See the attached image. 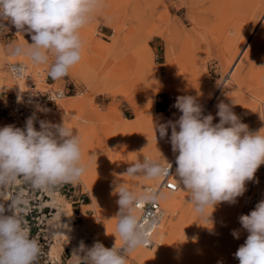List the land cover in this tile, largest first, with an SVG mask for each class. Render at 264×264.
I'll return each instance as SVG.
<instances>
[{"label": "rangeland", "instance_id": "rangeland-1", "mask_svg": "<svg viewBox=\"0 0 264 264\" xmlns=\"http://www.w3.org/2000/svg\"><path fill=\"white\" fill-rule=\"evenodd\" d=\"M162 4L163 8L158 13L157 0H102V8L81 29L83 51L80 62L69 70L67 76L57 79L48 74V65L35 64L27 55L10 54L11 49L17 46L27 48L28 43H32L31 35L19 33L8 21H3L4 24H0V110L9 104L12 91L28 87L30 83L38 88H44L45 81L57 88L75 84L77 92L62 98L56 115L55 112L48 113L54 116L51 123L60 124L66 116L65 123L79 134L81 147H86L92 153L102 147L113 149L117 145L127 146L134 142L131 129L141 130L145 124L141 120V109L161 117L162 122L156 125L179 119L181 113L174 107L177 97L172 92L160 91L159 87L163 83H158L159 79L163 80L167 76V61L171 59L173 72L176 75L187 74L190 78L186 87H182L185 85L181 79L175 83L182 91L185 90L182 96L196 97L201 105L210 102L205 115L212 114L213 123L219 122L215 112L217 104L221 101L231 104L233 101L236 104L233 111L241 122L249 126L250 131L264 128V117L261 118L264 115L258 108L259 103L254 107V100L247 93L251 86L250 79L259 76L252 74L249 69L250 62L254 61L257 54L255 36L261 28L264 29V0H257L245 18H241L243 15L239 18L230 17L225 31L213 32L212 25L202 23L199 27L205 37L201 33L199 39L194 37L192 14L187 15L184 9L175 10L181 6V0H163ZM200 15L213 19L212 15L202 10ZM245 33H249L246 41L232 59L233 50H230ZM185 34L188 40L182 37ZM198 41L204 43V48H198ZM14 62L26 64V72L31 75L30 79H20L18 86L8 69L9 64ZM234 75L241 83V92L238 89L236 92V88L226 82ZM219 87L223 88L225 95L215 96ZM77 96L84 98L82 106L64 105L63 101L67 97ZM93 113L98 116H93ZM2 116H5L1 119L4 126L23 128L5 114ZM122 125H126L125 131L120 129ZM170 135L171 128H168L166 137ZM174 154L167 156L163 163ZM255 175L253 181L246 183V195L243 194L240 202L243 207L247 201L245 207L249 208L246 214L264 200V164ZM157 179H137L134 187L141 190L142 186ZM71 183L75 190L71 197L47 188L26 193L20 186L16 187L17 192L12 198L8 196L9 201L19 199V207L23 209L21 214L30 236L38 243H46L44 248L49 254L45 258L48 260L46 264H73L71 256L81 242L89 248L96 241L107 248L120 243L121 238H118L117 243L109 239L99 215L102 207L113 203L116 192L102 193L101 199L96 201L82 177ZM11 187L12 184L6 186L5 191H11ZM170 194L179 200V205L177 208H167L161 226L163 236L158 240L154 237L155 246L140 247L130 253L127 264H239L234 254L248 235L240 223L211 206L206 211V215L211 214L209 221L201 217L189 203L190 193L182 187ZM118 211L119 208L115 215ZM234 230L240 232L238 239L232 235Z\"/></svg>", "mask_w": 264, "mask_h": 264}, {"label": "clouds", "instance_id": "clouds-1", "mask_svg": "<svg viewBox=\"0 0 264 264\" xmlns=\"http://www.w3.org/2000/svg\"><path fill=\"white\" fill-rule=\"evenodd\" d=\"M101 8L102 0H0V24L8 21L17 32L31 35L32 43L27 48L11 49V55H27L35 64L48 65V74L57 79L67 76L80 62L81 29ZM234 105L233 101L219 102V122L213 123L214 116L204 114L196 97L178 96L174 107L181 113L179 119L155 126V136L158 131L161 138L171 128L169 140L176 153L174 174L190 193L194 211L208 221V207L236 203L246 191V183L254 180L264 164V128L250 131L233 111ZM65 120L66 116L60 124L40 120L37 130L35 116H30L24 128H0V186L11 185L19 176L35 187L77 182L83 176L86 168L81 139ZM171 168L169 162L165 167L145 158L131 164L124 175L155 179L167 175ZM116 195V231L122 245L107 248L96 241L89 248L81 242L71 256L75 264H127L130 253L151 244L147 230L134 214L138 204L150 199L151 194L137 195L121 184ZM19 204V199L0 202V264H37L39 243L30 236ZM239 223L248 235L235 258L239 264H264V200L241 215ZM232 235L238 239L240 232L234 230Z\"/></svg>", "mask_w": 264, "mask_h": 264}, {"label": "bare ground", "instance_id": "bare-ground-1", "mask_svg": "<svg viewBox=\"0 0 264 264\" xmlns=\"http://www.w3.org/2000/svg\"><path fill=\"white\" fill-rule=\"evenodd\" d=\"M162 1L163 0H157V7H156L157 12L163 8ZM256 1L257 0H181V6L178 8H175V10L181 11L184 9L187 15L192 14L191 20H193V25H194L193 27L195 30L194 31L195 32L194 37L199 39V37H201V33L203 34L202 29L199 27L202 25V23L207 25V26L212 25L213 26L212 27L213 32H215L216 30L218 32H220L219 30L225 31V28H226L225 25H227L228 21L229 22L231 21L230 17H231V19L234 17L239 18V16L243 15L241 18H243V17L245 18V16H248L250 14L251 7L253 6V4ZM201 10L204 11L205 13L208 12L209 15L213 16V19L211 20L207 16H206L207 18L201 17V15H200ZM238 14H240V15H238ZM161 17H162V15L160 14L159 19H161ZM220 25H221V27L223 26L222 29L220 28ZM218 27L220 29H217ZM209 32H210V30H209ZM247 34H249V33H247ZM247 34L245 33L244 35L240 36V38H238L237 45H234L233 48L230 50L231 52L233 50L232 59L238 54L239 50L241 49V47L245 43L246 38H247ZM178 35H179V33L177 34V36ZM216 35H215V37H218ZM223 35H224V33H223ZM203 36L205 37L204 34H203ZM182 37H184V40L189 39L186 34H185V36H182ZM210 39H211V37H210ZM236 39H237V37H236ZM233 42H235V41L233 40ZM236 42H237V40H236ZM198 43H199V44H197L198 48H204V43H202L201 41H198ZM254 44H256L255 46L257 48V54H256L254 61L251 59L252 62H250V63H252V64H251V68L249 69V71L253 72L252 74H257L259 76L257 77V79H253V77L250 79V82H251L250 85L251 86H250V90H248L247 93L254 100V102L252 101L253 104L252 103L251 104L254 107H256V104L259 103L258 108L261 110V114L264 115V29L261 28V31H259L257 33V35L255 36V39H254ZM231 52H229V53H231ZM229 58H228V60H229ZM231 61L233 62V60H231ZM231 61H230V63H231ZM228 65H229V63H228ZM254 68H257V70L255 71ZM167 70H168L167 76L163 80L162 79L158 80L159 84L163 83V86H160L159 90L160 91L165 90L167 92H172L175 94L176 97L182 96L184 94L185 90L182 91L183 89L181 90L180 86L178 84L176 85L175 83L179 79L184 81V85L189 83V79H190L189 75L184 74V73H181L180 75H176L172 69L171 59H169L167 61ZM231 73L232 72L229 73V77H230ZM228 79H227V81L226 80L225 81L229 82V85H232L234 88H236V92L238 90L239 91L243 90L241 87L240 81L237 79V77L235 75L233 77L231 76V80L228 81ZM182 87H186V85L182 86ZM215 94H216L215 96H219V95L223 96V95H225V92H224L223 88L219 87ZM84 102H85L84 98H82L80 96L79 97L78 96L77 97H67L65 99V101H63L64 105H66V104L67 105H75V106H79V107L82 106L84 104ZM251 104H249V105H251ZM209 105H210V102H205L202 105L203 109H204V114L207 112ZM217 110L218 109L216 108L215 112H217ZM53 112H55V115H56V110H54ZM48 113H52V112L45 113L42 119L45 121L51 122L53 120L54 116L48 115ZM140 113H141L140 114L141 120L143 119L145 124H143V129H141V130L133 129V128L131 129L132 135L134 137L133 143H131L127 146L117 145L113 149L102 147L101 149L94 151L93 153L88 151L86 149V147H82L83 163H84L85 168H86L82 178L85 181V183L87 184L88 188L93 193L96 201H99L101 199L102 193H108L109 194V193L117 192L118 188L121 184L126 185L131 191H133L137 195H142V189L136 190V187H134V184L136 183L137 179L145 180L146 178L142 174L136 175V176L124 175L127 172L128 167L131 164L139 162L145 158H147L149 160L158 161L160 164H162L164 159L167 156L174 154V152L172 151L171 143H170V140L168 137L165 136V137L161 138L159 132H156V136H155V126H156V124H158L159 121L162 120L161 117L159 115H155L154 113H145L144 109H141ZM57 114H58V111H57ZM252 115L255 116V114H252ZM256 115H257V113H256ZM93 116L97 117L98 114L93 113ZM262 117H264V116H261V118ZM137 122H138V120H137ZM39 126H40V124H39ZM125 128H126V125H122L120 129L125 131ZM83 134H84V136L86 135L85 133H83ZM156 137H157V140H156ZM176 179H177V177H176ZM146 180H149V179H146ZM158 180H159V177L153 183L158 182ZM153 183L145 184V185H152ZM180 189H181V186H180L179 190ZM170 193L171 192H163L161 195V202H162L166 211H167L168 207L177 208L179 205V200L177 198H175L173 195H171ZM172 193H176V192H172ZM5 194L7 195V197ZM244 195H246V194L244 193ZM244 195L238 197L236 203H234V204H229L227 202H223V203L216 205L214 208L217 209V211L224 212L229 217H232L231 219H234L236 222L239 223V217L241 216V213L244 212V213H242V215L246 214L245 212L249 208V207H245L247 205V201H245L243 207L240 206L241 199ZM1 196H2V200L0 202L8 200V193L7 192H4ZM114 197H115V200L113 201V203H110L108 206L102 207L100 209L99 215L101 217L100 219H103V222H104L103 228L107 232L109 239L112 242L117 243V241L119 240L118 238H120V237L116 231L115 211L117 210V208H119V206L117 204V200L119 199V197H118V195H116V193H115ZM163 223H164V221L158 226V228L156 229V231L154 233V237H156L157 240H158V238L163 236V234H162L163 230L161 227ZM121 243H122V240L120 239V243L118 245H120ZM118 245H116V246H118ZM141 255H143V254H141ZM73 264H75V260L73 261Z\"/></svg>", "mask_w": 264, "mask_h": 264}, {"label": "built area", "instance_id": "built-area-1", "mask_svg": "<svg viewBox=\"0 0 264 264\" xmlns=\"http://www.w3.org/2000/svg\"><path fill=\"white\" fill-rule=\"evenodd\" d=\"M0 29L2 30V28ZM27 68L28 66L21 62H14L9 64V73L14 78L15 85L18 86L19 80L24 77L30 79V72H26ZM45 82L46 86L44 88H38L34 83H30L28 87L16 88L14 91H12L9 99V104L6 107L2 108V110L5 112L6 117L13 122L21 124V126L24 128L26 120L30 116H35V127L37 128V130H39V121L42 120L44 114L56 110L62 98L70 93L77 92L78 90L75 84L64 88H57L54 87L52 83H48L47 81ZM175 158L176 153L172 159L161 164L162 166L167 167L169 162L172 165V173L169 172L167 175L162 174L159 176L158 182L153 183L152 185L142 186V195L145 193L151 194V198L138 204L134 211V214L137 216L141 227L147 230L151 243L149 246L143 247L149 248L155 246L156 242L154 240V233L158 226L166 218V210L161 202L162 193L177 192L180 188L178 180L176 179L174 174L176 167ZM18 186H20L21 188L23 187V190L26 193L29 190L33 192L38 188L40 190H42V188H47L49 190H55L56 193H61L63 194V196L68 195L70 197L75 191L74 188H72L73 184L71 182H65L59 185L48 187H35L23 176H19L17 177L16 181L12 183L11 191H7L8 196L10 195L12 198L13 194L17 192L16 187ZM5 190L6 186H0V196L4 192H6ZM122 243L117 247H120ZM45 244V242L39 243L40 254L38 258L44 259L37 260V264H46L48 261L47 259H45L47 255H49L44 248ZM112 247L113 246H111L110 248Z\"/></svg>", "mask_w": 264, "mask_h": 264}, {"label": "crops", "instance_id": "crops-1", "mask_svg": "<svg viewBox=\"0 0 264 264\" xmlns=\"http://www.w3.org/2000/svg\"><path fill=\"white\" fill-rule=\"evenodd\" d=\"M0 50H1V47H0ZM2 114H5V112L3 110H0V128L4 127V125L1 122V119H2V117L5 118V116H2Z\"/></svg>", "mask_w": 264, "mask_h": 264}]
</instances>
